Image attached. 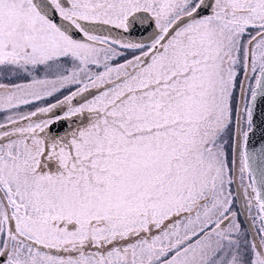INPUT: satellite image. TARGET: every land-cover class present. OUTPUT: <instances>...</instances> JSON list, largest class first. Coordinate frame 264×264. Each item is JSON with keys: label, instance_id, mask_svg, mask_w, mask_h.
<instances>
[{"label": "snow or ice", "instance_id": "snow-or-ice-1", "mask_svg": "<svg viewBox=\"0 0 264 264\" xmlns=\"http://www.w3.org/2000/svg\"><path fill=\"white\" fill-rule=\"evenodd\" d=\"M0 264H264V0H0Z\"/></svg>", "mask_w": 264, "mask_h": 264}]
</instances>
